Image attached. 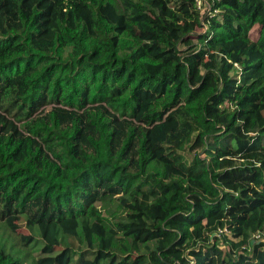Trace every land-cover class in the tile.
I'll use <instances>...</instances> for the list:
<instances>
[{
  "label": "trees",
  "instance_id": "1",
  "mask_svg": "<svg viewBox=\"0 0 264 264\" xmlns=\"http://www.w3.org/2000/svg\"><path fill=\"white\" fill-rule=\"evenodd\" d=\"M257 233L264 0H0V264H264Z\"/></svg>",
  "mask_w": 264,
  "mask_h": 264
},
{
  "label": "built area",
  "instance_id": "2",
  "mask_svg": "<svg viewBox=\"0 0 264 264\" xmlns=\"http://www.w3.org/2000/svg\"><path fill=\"white\" fill-rule=\"evenodd\" d=\"M196 8L200 12H206L208 8V0H194ZM255 239L264 242V233L255 234Z\"/></svg>",
  "mask_w": 264,
  "mask_h": 264
},
{
  "label": "rangeland",
  "instance_id": "3",
  "mask_svg": "<svg viewBox=\"0 0 264 264\" xmlns=\"http://www.w3.org/2000/svg\"><path fill=\"white\" fill-rule=\"evenodd\" d=\"M251 34H252V37L254 39L257 35V28H254V30L251 32ZM184 154H185V157L187 160H190L193 156V153H191V152H185ZM21 230H24V229H21Z\"/></svg>",
  "mask_w": 264,
  "mask_h": 264
}]
</instances>
